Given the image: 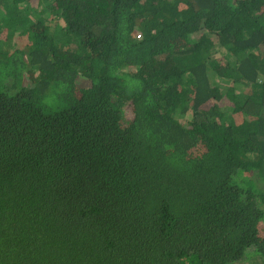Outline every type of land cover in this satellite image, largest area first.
<instances>
[{"label": "trees", "instance_id": "trees-1", "mask_svg": "<svg viewBox=\"0 0 264 264\" xmlns=\"http://www.w3.org/2000/svg\"><path fill=\"white\" fill-rule=\"evenodd\" d=\"M0 264H264V0H0Z\"/></svg>", "mask_w": 264, "mask_h": 264}]
</instances>
